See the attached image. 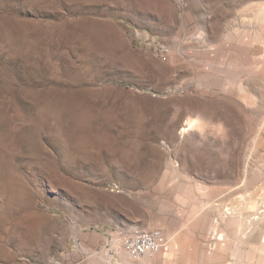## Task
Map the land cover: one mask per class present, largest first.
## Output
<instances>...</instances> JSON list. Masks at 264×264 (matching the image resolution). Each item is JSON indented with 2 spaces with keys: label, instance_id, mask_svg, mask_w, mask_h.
I'll return each instance as SVG.
<instances>
[{
  "label": "rangeland",
  "instance_id": "1",
  "mask_svg": "<svg viewBox=\"0 0 264 264\" xmlns=\"http://www.w3.org/2000/svg\"><path fill=\"white\" fill-rule=\"evenodd\" d=\"M0 264H264V0H0Z\"/></svg>",
  "mask_w": 264,
  "mask_h": 264
},
{
  "label": "built area",
  "instance_id": "2",
  "mask_svg": "<svg viewBox=\"0 0 264 264\" xmlns=\"http://www.w3.org/2000/svg\"><path fill=\"white\" fill-rule=\"evenodd\" d=\"M122 248L132 260L165 255L169 252V244L159 231H149L148 236H126L122 239Z\"/></svg>",
  "mask_w": 264,
  "mask_h": 264
},
{
  "label": "bare ground",
  "instance_id": "3",
  "mask_svg": "<svg viewBox=\"0 0 264 264\" xmlns=\"http://www.w3.org/2000/svg\"><path fill=\"white\" fill-rule=\"evenodd\" d=\"M193 124H189L188 126V128L185 130V129H183V131H188L189 129H191V126H192ZM148 233H149V231H142V232H136V233H134V234H132V235H135V236H138V237H145V236H148ZM132 235H129V236H132ZM166 239V238H165ZM121 244H122V241H121Z\"/></svg>",
  "mask_w": 264,
  "mask_h": 264
}]
</instances>
